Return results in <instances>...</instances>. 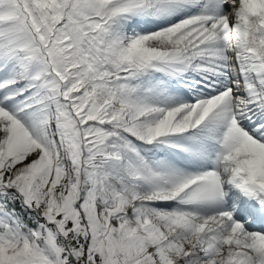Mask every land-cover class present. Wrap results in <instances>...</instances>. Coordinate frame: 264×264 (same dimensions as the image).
Listing matches in <instances>:
<instances>
[{"label":"snow or ice","instance_id":"obj_1","mask_svg":"<svg viewBox=\"0 0 264 264\" xmlns=\"http://www.w3.org/2000/svg\"><path fill=\"white\" fill-rule=\"evenodd\" d=\"M0 264H264V0H0Z\"/></svg>","mask_w":264,"mask_h":264}]
</instances>
